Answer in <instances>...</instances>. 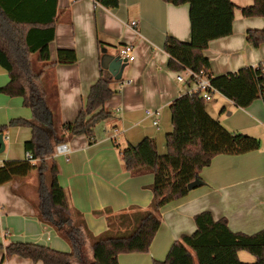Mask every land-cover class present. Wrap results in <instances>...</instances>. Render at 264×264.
<instances>
[{
  "label": "crops",
  "instance_id": "crops-1",
  "mask_svg": "<svg viewBox=\"0 0 264 264\" xmlns=\"http://www.w3.org/2000/svg\"><path fill=\"white\" fill-rule=\"evenodd\" d=\"M118 1L116 9L108 10L94 0H56L54 38L48 46L51 65L43 77L45 106L52 125L59 128L76 118L100 75H110L100 66L101 47L115 55L121 45L134 47V61L127 64L120 81L110 84L113 95L103 106L110 118L95 126L92 140L85 135L68 138L65 143L71 153L66 158L52 155L70 218L93 236L106 231L109 216L150 211L152 174L132 176L123 169L119 152L145 137L155 141L159 154L166 151L165 136L172 131L169 106L186 90L176 81L177 72L168 68L169 57L163 46L167 37L190 41L189 6H173L162 0ZM230 1L236 7L231 35L209 42L203 52L212 77L264 63V44L255 48L246 41L248 30L264 28V19L242 17L240 8L251 6L253 0ZM131 22L136 25L131 27ZM58 50L75 51L77 61L55 64ZM40 66L35 62L34 69ZM8 81L6 70L0 66V89ZM207 102L205 110L211 118L229 131L258 139L260 148L238 156L214 157L199 172L202 185L160 209V226L148 251L120 254L118 264L164 261L175 241L194 233L193 218L201 212H209L214 220L226 219L235 233L251 235L264 229V104L258 98L241 109L219 93ZM146 110L159 112L157 127ZM31 114L20 97L0 93V127L11 120H33ZM0 134L5 145L0 167L6 161L24 160V144L31 139V130L14 127ZM159 146L163 151H158ZM28 179L0 186L2 248L12 242H28L69 252L68 242L37 216L36 190L30 195ZM30 187L33 189L31 183ZM3 249L0 264H42L19 257L4 258ZM237 256L243 263L255 260L245 251Z\"/></svg>",
  "mask_w": 264,
  "mask_h": 264
},
{
  "label": "trees",
  "instance_id": "trees-1",
  "mask_svg": "<svg viewBox=\"0 0 264 264\" xmlns=\"http://www.w3.org/2000/svg\"><path fill=\"white\" fill-rule=\"evenodd\" d=\"M113 10L118 0H94ZM173 6L187 4L191 37L181 42L167 37L163 50L173 72L190 69L209 72L210 63L203 52L209 42L232 33L235 5L230 0H162ZM56 0H0V66L8 83L0 93L20 97L30 109L33 120L17 119L0 127V133L14 127H27L31 139L24 144L35 164L27 160L6 161L0 167V186L18 183L37 175L35 209L39 219L52 225L68 242L71 250L62 252L36 243L12 242L4 258L19 257L42 264H118L120 254L146 253L160 226L159 211L168 203L188 194L187 186L199 179V172L218 155L238 156L260 148L256 138L227 130L205 110L197 96L176 98L169 106L172 131L165 136V154L157 152L155 141L145 137L136 145L119 152L120 162L132 176L150 173L152 202L150 211L134 210L107 218V229L93 236L70 218L63 188L59 185L58 166L52 155L55 146L73 136L92 140L95 126L110 118L103 106L110 100L113 78L100 75L90 87L84 107L72 122L55 128L45 106L43 77L49 64L48 46L54 38ZM244 18L264 19V0L240 8ZM246 41L257 48L264 43V28L248 30ZM77 61L73 50H58L55 64ZM34 62L40 63L38 70ZM217 93L237 108L245 109L260 98L264 104V63L234 73L212 77ZM195 231L182 236L169 249L164 261L154 264H248L238 259L245 251L254 257L251 264H264V229L251 234L232 232L226 219L214 220L209 212L194 216ZM86 246L89 261L84 255Z\"/></svg>",
  "mask_w": 264,
  "mask_h": 264
},
{
  "label": "built area",
  "instance_id": "built-area-1",
  "mask_svg": "<svg viewBox=\"0 0 264 264\" xmlns=\"http://www.w3.org/2000/svg\"><path fill=\"white\" fill-rule=\"evenodd\" d=\"M135 25V22H131L130 24L131 27H134ZM116 56L119 60H126V63L129 64L135 59L134 47L130 44L121 45L117 49ZM211 79L212 76L205 71L194 72L190 69H182L176 73V81L186 89L185 95L189 97L197 96L204 102L209 101L212 95L217 93L211 85ZM145 113L148 117H154L152 120V125L157 127L158 120L156 118L159 116V112L146 110ZM70 153V146L67 143H60L55 146L53 157L66 158ZM25 160L31 162L32 164H35L36 162L27 152L25 155Z\"/></svg>",
  "mask_w": 264,
  "mask_h": 264
},
{
  "label": "water",
  "instance_id": "water-1",
  "mask_svg": "<svg viewBox=\"0 0 264 264\" xmlns=\"http://www.w3.org/2000/svg\"><path fill=\"white\" fill-rule=\"evenodd\" d=\"M100 66L103 70L107 71L112 77L114 81H120L122 78L123 71L127 66L126 60H119L115 54H107L106 49L102 52V57L100 61ZM4 138L2 134H0V153L4 151ZM202 185L200 180H194L190 184H188L187 189L191 191L196 187Z\"/></svg>",
  "mask_w": 264,
  "mask_h": 264
},
{
  "label": "rangeland",
  "instance_id": "rangeland-1",
  "mask_svg": "<svg viewBox=\"0 0 264 264\" xmlns=\"http://www.w3.org/2000/svg\"><path fill=\"white\" fill-rule=\"evenodd\" d=\"M251 20H261V22H263V20L262 19H259V18H254V19H251ZM264 44V43H263ZM262 45V44H261ZM105 48H102L101 47V49H100V52H101V54H102V52H103V50H104ZM34 64H35V62H34ZM35 68V67H34ZM40 68V67H39ZM111 75H108L107 77H110ZM106 77V78H107ZM208 102H205V104H207ZM32 115V114H31ZM25 120H29V119H25ZM9 129H12V128H9ZM8 129V130H9ZM162 145V147H164L163 146V143L161 144ZM157 149V148H156ZM158 151H163V148H160V146L158 147ZM160 154L161 155H163V154H165V151L164 152H160ZM29 181V193H30V195H34L35 194V192H34V190H35V186H36V174L35 173H31L30 174V176H29V179H28ZM30 183L32 184V186H33V189H32V187H30ZM83 251H84V255H85V257L87 258V261H89L90 259H89V257H88V255H87V249H86V246H83Z\"/></svg>",
  "mask_w": 264,
  "mask_h": 264
}]
</instances>
